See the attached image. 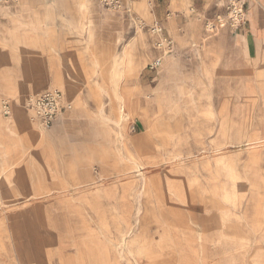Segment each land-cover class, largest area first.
<instances>
[{
    "label": "rangeland",
    "instance_id": "rangeland-1",
    "mask_svg": "<svg viewBox=\"0 0 264 264\" xmlns=\"http://www.w3.org/2000/svg\"><path fill=\"white\" fill-rule=\"evenodd\" d=\"M35 6H0V17L47 15ZM85 11L118 14L96 0ZM119 34L111 48L122 49L84 55L107 66L91 75L102 111L74 122L70 142L36 136L37 169L0 113V264H264V137L246 121L242 86L143 80L157 50H132ZM131 88L141 109L126 115Z\"/></svg>",
    "mask_w": 264,
    "mask_h": 264
},
{
    "label": "crops",
    "instance_id": "crops-1",
    "mask_svg": "<svg viewBox=\"0 0 264 264\" xmlns=\"http://www.w3.org/2000/svg\"><path fill=\"white\" fill-rule=\"evenodd\" d=\"M96 1L99 8L105 9ZM228 1L122 0L124 10L105 20L103 12L94 19L86 13L87 0H20L19 4L44 8L47 15L0 17V113L26 136L28 154L37 146L36 136L49 133L70 142L74 122L84 120L92 110L102 111L103 106L98 101L102 98L100 77L91 75L95 69L101 72L107 66L105 61L85 60L84 55L122 49L111 48L112 44L117 45V32L121 31V40L125 45L131 44L130 49L157 50L150 74L140 75L143 80L188 79L197 85L198 79L227 78L223 83L242 86L237 89L244 92L246 121L258 123L264 137V0H246V22L239 29L227 20L218 21L219 17L226 19ZM93 21L98 48L89 44ZM138 22L146 28L143 36L136 34ZM70 54L74 60L69 65L59 61V55ZM140 76L126 80L122 77L119 81L133 83ZM113 82L117 83V79ZM54 91L64 95L63 108L52 128L44 130L31 121L26 103L31 96ZM139 95L138 89L125 91L122 98L123 104L124 98L128 100L126 115L140 111L136 100ZM5 100L11 106L10 117L2 112ZM41 151L31 154L29 170L38 168L43 158ZM64 158L71 159L68 145ZM23 183L28 184L26 180Z\"/></svg>",
    "mask_w": 264,
    "mask_h": 264
},
{
    "label": "built area",
    "instance_id": "built-area-1",
    "mask_svg": "<svg viewBox=\"0 0 264 264\" xmlns=\"http://www.w3.org/2000/svg\"><path fill=\"white\" fill-rule=\"evenodd\" d=\"M106 10L110 12H121L124 10L122 0H98ZM19 0H0V5L16 4ZM246 0H229L227 4V14L225 18H218V21L224 23L226 20L234 29L242 28L246 22ZM144 27L143 22H139ZM170 46L172 42L168 41ZM171 49V48H170ZM64 95L59 91L31 96L26 103L27 110L31 113V121L39 123V127L44 130L52 128L54 121L63 108L62 101ZM2 112L5 116L12 115L11 106L8 101L2 103Z\"/></svg>",
    "mask_w": 264,
    "mask_h": 264
}]
</instances>
